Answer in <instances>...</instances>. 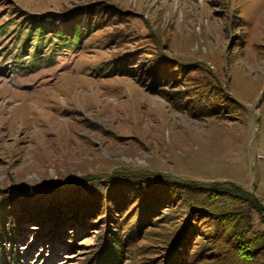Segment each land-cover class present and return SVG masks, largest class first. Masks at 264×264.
Masks as SVG:
<instances>
[{
  "label": "rangeland",
  "instance_id": "obj_1",
  "mask_svg": "<svg viewBox=\"0 0 264 264\" xmlns=\"http://www.w3.org/2000/svg\"><path fill=\"white\" fill-rule=\"evenodd\" d=\"M30 23L51 34L35 56ZM218 182L264 206V0H0V264H91L153 192L116 264L167 263L184 220L183 264H236V232L189 201Z\"/></svg>",
  "mask_w": 264,
  "mask_h": 264
},
{
  "label": "trees",
  "instance_id": "obj_2",
  "mask_svg": "<svg viewBox=\"0 0 264 264\" xmlns=\"http://www.w3.org/2000/svg\"><path fill=\"white\" fill-rule=\"evenodd\" d=\"M93 21V18L91 19L90 16H86L83 24H79L77 19H71L69 23L67 22L68 24L66 26L51 29V31H54L53 33L56 37V40H53L51 43V49L54 47V43L67 46L76 44L78 40L84 37L91 29L94 24ZM34 32H37V36L33 42V56L38 55L37 50L41 48L42 43L50 42L49 38L51 35L49 34L47 37H44L41 26L30 23V25L27 26V38ZM168 57L171 59L173 58L170 56ZM118 58L121 57H115L112 60L104 62L105 73L110 75L118 71V68L122 69V65H120ZM158 60H161V58L158 57L157 61ZM162 62L166 61L162 58ZM182 62L187 61L182 60ZM133 172L132 174L135 176V178H133L134 180L141 179V175L149 176L151 174L154 176V173L137 174L135 171ZM212 185L208 184L204 186L201 184L202 187H199L197 190L196 185L191 186L196 193H201V196L200 200L189 198V201L192 202L193 206L196 203L199 204L197 209L200 211L211 210L210 213L221 219L224 226L226 225L236 232L237 238H235L234 241L230 240L234 255L238 256L235 252L236 250L238 253L240 251L241 258L238 256L236 264H264V206L253 193L238 185L222 182L212 183ZM146 188L151 190L154 186H152V184H146ZM17 189L21 190L20 187ZM160 200H163L162 194H155L153 192V194L149 193L144 196L139 211H136L137 213H133L131 210L132 206H129L126 210L128 214L125 215H127V218L132 217V220L128 223V226L124 228L122 233H120V228H118L122 224L121 221H117V225H113V228H109L110 230L106 235L107 237L104 239L105 242H103V245L95 252V259L91 264H116L123 253L122 248L123 245H125L127 237H135L137 235L141 223L148 217L146 213H149L152 207H155ZM200 201L206 206L210 205L211 208H202L203 205L199 203ZM16 209H18V206H16ZM11 210L10 208L9 211ZM14 221L17 223L18 219L15 218ZM187 223L188 222L184 220L179 230L177 232L175 231L177 234L172 235L170 240H168L166 249L167 263L165 264H172L174 259H178V264H183L185 256L181 252L187 241L180 240V235L184 232L187 233L188 228L186 229L184 227ZM180 230L182 231L179 232ZM236 243L238 245L235 247ZM242 243H244V245L241 248L240 245ZM175 246L179 248L180 252L176 253L174 251Z\"/></svg>",
  "mask_w": 264,
  "mask_h": 264
}]
</instances>
